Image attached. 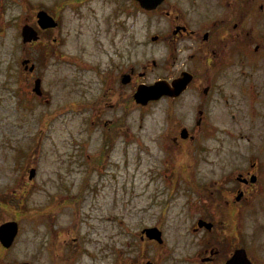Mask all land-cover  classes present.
I'll return each instance as SVG.
<instances>
[{
	"label": "rangeland",
	"instance_id": "374dc122",
	"mask_svg": "<svg viewBox=\"0 0 264 264\" xmlns=\"http://www.w3.org/2000/svg\"><path fill=\"white\" fill-rule=\"evenodd\" d=\"M54 1H0V224L18 223L12 246H0V264H179L171 259L190 254L198 238L191 228L195 217L185 206L192 196L180 192L164 207L167 188L157 149L167 124L164 102L130 106L122 121L129 131L109 145L114 148L105 167L112 178L98 182V171L87 164L107 148L100 129L90 124L98 96L95 71L115 45L120 53L130 51L136 66L158 63L157 50L144 37L159 26L136 15L132 30L119 28L114 39L113 12L123 4L99 1L80 16L63 10L55 30L39 31L36 45H23L20 28L28 14L51 11ZM26 59V66L37 68L41 99L21 66ZM161 75L154 68L147 81ZM222 161L221 153H199L198 183L224 177ZM32 168L35 177L28 181ZM100 184L103 192L97 191ZM148 227L160 229L163 245L140 241Z\"/></svg>",
	"mask_w": 264,
	"mask_h": 264
},
{
	"label": "flooded vegetation",
	"instance_id": "af4514ba",
	"mask_svg": "<svg viewBox=\"0 0 264 264\" xmlns=\"http://www.w3.org/2000/svg\"><path fill=\"white\" fill-rule=\"evenodd\" d=\"M99 1L123 4L113 12L114 39L119 28L132 30L136 15L155 19L159 31L145 34L144 40L157 50L159 60L136 66L130 51L120 53L115 45L95 71L98 96L90 124L100 129L107 148L88 161V169L98 171V182L113 177L106 158L118 136L129 131L122 121L138 87L161 81L170 88L173 81L185 80L177 97L162 96L143 106L165 104L167 124L157 145L162 154L159 173L167 188L164 207L172 206L180 192L192 196L185 206L195 217L191 228L198 239L192 241L190 254L171 260L227 264L239 254L240 260L229 264H264V0H160L149 10L137 0H55L51 11L38 8L24 24H34L39 33L38 12H46L58 26L63 10L80 16ZM95 35L100 36L98 28ZM32 66L30 70L24 65L23 70L31 75L33 86L40 81V92L33 93L41 99L45 92ZM158 67L163 75L147 81V74ZM109 115L113 117L104 118ZM199 153H221L225 176L198 183L194 175ZM99 187L98 192L106 188Z\"/></svg>",
	"mask_w": 264,
	"mask_h": 264
},
{
	"label": "water",
	"instance_id": "95a60500",
	"mask_svg": "<svg viewBox=\"0 0 264 264\" xmlns=\"http://www.w3.org/2000/svg\"><path fill=\"white\" fill-rule=\"evenodd\" d=\"M140 5L145 9L154 8L160 0H137ZM37 26L40 30L53 29L57 26L56 22L44 11L37 13ZM21 41L23 44L33 43L39 39L37 31L29 25H24L21 29ZM22 64H28V60L22 62ZM33 69V66L30 67V70ZM185 80L180 81L175 80L172 82L170 88L166 87L163 82L159 81L151 86H140L137 88L134 93V100L136 104L142 106L146 105L149 101L158 100L162 96L177 97L185 86H181ZM34 93L40 92V81H36L33 88ZM35 176V169L29 170L28 180H32ZM205 225V223H203ZM201 225V224H200ZM209 228V226H208ZM18 233V224L15 221H7L0 225V245L4 249H8L12 246L14 239ZM141 234L145 235L146 238L150 241H155L158 244H162V234L155 228H146L141 231ZM239 254H236L233 259L229 262L239 261ZM229 262L227 264H229ZM28 264V263H21ZM149 264V263H147Z\"/></svg>",
	"mask_w": 264,
	"mask_h": 264
}]
</instances>
